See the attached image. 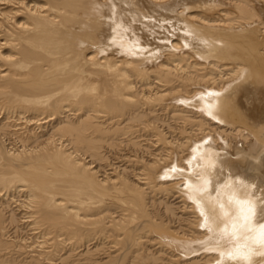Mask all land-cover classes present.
Segmentation results:
<instances>
[{
	"label": "bare ground",
	"instance_id": "1",
	"mask_svg": "<svg viewBox=\"0 0 264 264\" xmlns=\"http://www.w3.org/2000/svg\"><path fill=\"white\" fill-rule=\"evenodd\" d=\"M221 1L0 0V264H264V0Z\"/></svg>",
	"mask_w": 264,
	"mask_h": 264
},
{
	"label": "rangeland",
	"instance_id": "2",
	"mask_svg": "<svg viewBox=\"0 0 264 264\" xmlns=\"http://www.w3.org/2000/svg\"><path fill=\"white\" fill-rule=\"evenodd\" d=\"M221 0H219V1H217L216 0V2H220ZM222 2H224V1H221L220 2V4L222 3ZM225 3V2H224ZM223 3V4H224ZM160 13V12H159ZM129 14V13H128ZM161 14V13H160ZM131 15H134L133 17L134 18H136L137 19V17L135 16V14H131ZM160 16V17H159ZM169 16V15H168ZM152 18V20H150ZM150 19H149V17L146 19V21H148V19L150 20V21H152L151 23L153 24H151L152 25V27L150 26V27H143V31L141 30L139 33H140V35H138L139 33H136L135 35L138 37V38H141V39H148V38H150V39H148V41L150 40L152 43L153 42H158L159 40H158V38L160 39L161 38V36H163L164 34H165V32L166 31H168V33L166 32V34H171V32L172 31H174V32H176L175 31V29H177V27H178V23L175 21V19L174 18H171V17H168L167 18V16L165 15V14H161V15H159L158 14V16H157V18L158 19H155L154 17H151ZM145 18H142V21L144 20ZM154 19H155V22H157V25H155L156 23H154ZM163 21H162V20ZM166 19V20H165ZM169 19V20H168ZM145 21V22H146ZM164 21H167V22H164ZM169 21V22H168ZM170 21H172V22H170ZM174 21H175V23H174ZM145 22H143V24L145 23ZM160 22V23H159ZM164 22V23H163ZM166 23V24H165ZM167 24H168V26H167ZM170 24V25H169ZM176 24H177V26H176ZM159 25V26H158ZM160 25L162 26V28H159L160 27ZM165 25V26H164ZM159 28V29H161V30H163L162 31V33H161V31L159 30V29H157V32L158 33H154L155 31H156V28L157 27ZM166 26L167 27H170V29L172 30L171 32L168 30V28H166ZM152 28H153V30H155V31H152ZM166 28V29H165ZM148 31H149V33H148ZM142 32V33H141ZM152 32H153V34H152ZM163 32H164V34H163ZM146 33H148V34H146ZM151 33V34H150ZM160 33V34H159ZM145 34V35H144ZM165 34V35H166ZM141 35H144V36H141ZM148 37H147V36ZM193 35H194V38H193V42H194V40L196 39V34L195 33H193ZM139 36H141V37H139ZM151 36V37H150ZM157 36V37H156ZM196 36V37H195ZM127 37V36H126ZM144 37V38H143ZM155 38H157V39H155ZM140 39V40H141ZM145 39V40H146ZM126 42H128L129 43V45H133L134 44V42H133V40H128V38H126V39H124ZM156 40H158V41H156ZM161 42H163L164 41V39H162L161 38V40H160ZM159 41V42H160ZM213 42V41H212ZM207 44H206V46H208V45H210V44H212L211 43V41L209 42H206ZM207 48V47H206ZM210 48H212L211 46H209V48L208 49H210ZM12 137V138H11ZM18 136L15 134V133H13L11 136H10V138L12 139H10V138H7L6 139V141H5V143L1 140V148H2V145H3V148H9V147H13V146H17L18 145V141L17 140H19V138H17ZM15 138V139H14ZM10 141V142H9ZM17 142V143H16ZM11 143V145H8V144H10ZM5 144L7 145V146H5ZM18 146H20V142H19V145ZM4 219V218H3ZM4 223H7V221H5ZM3 224V223H2ZM9 236H11V235H9ZM48 236H54V234L53 233H51V234H49ZM55 237V236H54ZM1 239H2V237H0ZM26 238H28V235L26 236ZM25 238V239H26ZM40 240V239H39ZM9 243L11 242V241H8ZM45 249H48L47 247H44ZM15 262H17V261H15ZM56 262H58V264H60V260L58 259V260H56Z\"/></svg>",
	"mask_w": 264,
	"mask_h": 264
}]
</instances>
